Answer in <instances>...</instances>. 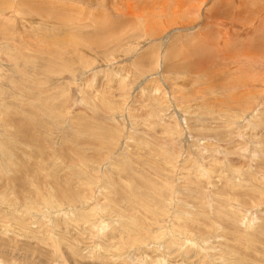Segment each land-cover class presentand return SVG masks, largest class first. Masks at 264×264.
<instances>
[{"label":"rangeland","instance_id":"rangeland-1","mask_svg":"<svg viewBox=\"0 0 264 264\" xmlns=\"http://www.w3.org/2000/svg\"><path fill=\"white\" fill-rule=\"evenodd\" d=\"M0 264H264V0H0Z\"/></svg>","mask_w":264,"mask_h":264},{"label":"bare ground","instance_id":"bare-ground-1","mask_svg":"<svg viewBox=\"0 0 264 264\" xmlns=\"http://www.w3.org/2000/svg\"><path fill=\"white\" fill-rule=\"evenodd\" d=\"M226 1H228V0H226ZM241 1V0H240ZM243 1V0H242ZM243 3V2H242ZM157 4V3H156ZM224 4V3H223ZM241 3H239V5H240ZM118 5H120V4H118ZM146 5V4H145ZM225 5V4H224ZM242 5V4H241ZM244 5V4H243ZM242 5V6H243ZM148 6V5H147ZM153 6H155L154 5V2H153ZM116 7V6H115ZM124 7V6H123ZM122 7V8H123ZM139 7V6H138ZM156 7V6H155ZM120 8V7H119ZM121 8V9H122ZM127 8H128V6H127ZM130 8V7H129ZM128 8V9H129ZM146 8H148V7H146ZM117 9V8H116ZM131 9H135V8H131ZM142 9V8H141ZM152 9V8H151ZM144 10V9H143ZM146 11H147V9H145ZM153 10V9H152ZM113 12H114V10H112ZM127 11V10H126ZM135 11H137V10H135ZM155 11V10H154ZM156 11H157V9H156ZM156 11H155V13H156ZM226 11V10H225ZM243 11V10H242ZM128 12V11H127ZM126 12V13H127ZM130 12V11H129ZM138 12V11H137ZM151 12V11H150ZM118 13H119V10H118ZM141 13V12H140ZM143 13H146V14H148V12H145V11H143ZM243 13V12H242ZM124 14V13H123ZM150 14V13H149ZM152 14V13H151ZM227 14V13H226ZM129 15V14H128ZM131 15V14H130ZM153 15V14H152ZM225 15V14H224ZM125 16H127V15H125ZM136 16V15H135ZM141 16V15H140ZM241 16H242V14H241ZM122 17H124V15L122 16ZM130 18H131V16H129ZM129 17H127V18H129ZM137 17V16H136ZM144 17V16H143ZM139 18V17H138ZM153 19H154V17H153ZM245 19H247V18H245ZM133 20H135V19H133ZM141 20V19H140ZM145 20V19H144ZM147 20V19H146ZM149 20V19H148ZM156 20H158V19H156ZM131 21V20H130ZM136 21V20H135ZM151 21V20H150ZM153 21V20H152ZM144 22V21H143ZM155 22V21H154ZM157 22V21H156ZM150 23V22H149ZM232 23V22H231ZM234 23V22H233ZM145 25V24H144ZM155 25H156V23H155ZM233 25V24H232ZM240 25V24H239ZM132 26H134V25H132ZM145 26H147V25H145ZM149 26V25H148ZM153 26V25H152ZM230 26V25H229ZM238 26V25H237ZM140 27V26H139ZM242 27V26H241ZM141 29V28H140ZM150 29V28H149ZM148 29V30H149ZM152 30H154V29H152ZM144 32V31H143ZM146 33H148L147 32V30H146ZM202 45V44H201ZM200 47V46H199ZM194 49V48H193ZM197 49V48H196ZM192 50V49H191ZM195 50V49H194ZM200 51V50H199ZM199 54H200V52H198ZM198 54V55H199ZM208 54V53H207ZM193 57H194V55H193ZM196 57V56H195ZM199 56H197V58H198ZM210 58V57H209ZM199 60V59H198ZM203 61V60H202ZM205 62H206V60H205ZM199 65V64H198ZM193 66V65H192ZM200 66H201V64H200ZM204 66V65H203ZM203 71V70H202Z\"/></svg>","mask_w":264,"mask_h":264}]
</instances>
